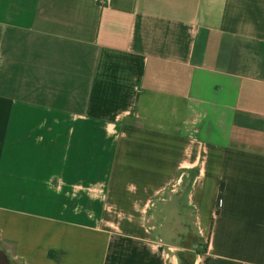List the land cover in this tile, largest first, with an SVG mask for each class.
<instances>
[{
	"label": "crops",
	"instance_id": "obj_1",
	"mask_svg": "<svg viewBox=\"0 0 264 264\" xmlns=\"http://www.w3.org/2000/svg\"><path fill=\"white\" fill-rule=\"evenodd\" d=\"M171 221L264 264V0H0L7 263L181 264Z\"/></svg>",
	"mask_w": 264,
	"mask_h": 264
},
{
	"label": "rangeland",
	"instance_id": "obj_2",
	"mask_svg": "<svg viewBox=\"0 0 264 264\" xmlns=\"http://www.w3.org/2000/svg\"><path fill=\"white\" fill-rule=\"evenodd\" d=\"M181 218H184V216H182ZM174 222L173 224L167 223L165 230H167V234H166V241L169 242H175L176 246H180V248L182 250H180L179 252H177L178 256H179V260L182 264L181 258L180 256L184 255L187 259V261L189 262H195L196 257H197V252H203L204 249L202 248V245H205V242H201V240L198 238V236H196L197 234L195 232H192L190 235H185V237L178 239L175 237H172L171 232L174 230L172 227H174L175 225H179L178 221H171ZM193 222V219H192ZM1 247V245H0Z\"/></svg>",
	"mask_w": 264,
	"mask_h": 264
},
{
	"label": "trees",
	"instance_id": "obj_3",
	"mask_svg": "<svg viewBox=\"0 0 264 264\" xmlns=\"http://www.w3.org/2000/svg\"><path fill=\"white\" fill-rule=\"evenodd\" d=\"M201 246L204 249V251L203 252L198 251L197 252L198 255L203 254L207 251V245H201ZM180 258H181L182 264H194V262L191 263V262L187 261V259L184 255L180 256ZM0 264H8L6 257L4 256V254L1 251H0Z\"/></svg>",
	"mask_w": 264,
	"mask_h": 264
}]
</instances>
